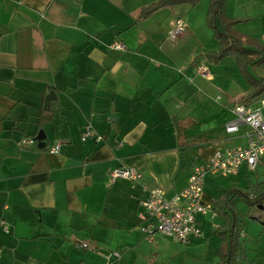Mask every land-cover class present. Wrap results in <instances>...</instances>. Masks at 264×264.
Here are the masks:
<instances>
[{
  "label": "crops",
  "instance_id": "crops-1",
  "mask_svg": "<svg viewBox=\"0 0 264 264\" xmlns=\"http://www.w3.org/2000/svg\"><path fill=\"white\" fill-rule=\"evenodd\" d=\"M157 1L0 0V222L8 229L0 223V264H158L168 246L153 248L159 235L150 241L138 219L148 191L160 187L171 197L194 166L248 146V125L237 133L225 127L237 106L256 111L264 97L244 85L232 59L217 58L210 3L142 18ZM251 4L264 15V0ZM177 19L187 28L172 42ZM115 41L126 50H112ZM200 63L211 80L199 75ZM88 125L95 136L83 142ZM41 131L44 148L35 140ZM25 138L36 143L22 147ZM56 145L60 153H50ZM117 168H134L141 179L111 184ZM255 171L243 164L235 175L206 181L201 202L215 216L206 227L198 216V224L219 232L216 264L229 252L218 204L230 189L264 191L258 177L248 178ZM230 200L253 222L240 234L241 264H264V206L246 204L245 214L239 196ZM112 253L119 259H108Z\"/></svg>",
  "mask_w": 264,
  "mask_h": 264
},
{
  "label": "built area",
  "instance_id": "built-area-1",
  "mask_svg": "<svg viewBox=\"0 0 264 264\" xmlns=\"http://www.w3.org/2000/svg\"><path fill=\"white\" fill-rule=\"evenodd\" d=\"M186 23L183 19H177L174 27L169 31L167 39L174 42L179 35L186 31ZM112 50L124 51L126 46L115 41L111 45ZM197 71L205 80H211L212 74L209 68L200 63ZM261 109L252 111L248 106L241 104L236 107V119L226 125L227 133L239 132L241 124L248 125L251 131L248 133V146L226 151H218L215 156L193 167L187 186L180 192L169 197L167 192L156 187L148 191V195L141 202V212L138 215L139 225L143 234L150 241L155 236H163L188 244L194 238H200L203 234L198 224V216L213 214L210 204L201 202L205 191L206 181L209 176L228 178L235 175L239 168L246 164L249 170L255 171L259 161L264 157V98L260 100ZM95 136L91 126L84 127L82 141L85 142ZM33 139L25 138L20 144L22 147L34 145ZM60 145L50 149V153L59 154ZM110 182L114 184L120 180L137 183L141 174L134 168H117L110 172ZM215 216V213H214ZM4 231L8 232L7 225L2 220ZM78 248L87 249L88 245L81 243ZM119 253H112L108 259H119Z\"/></svg>",
  "mask_w": 264,
  "mask_h": 264
},
{
  "label": "rangeland",
  "instance_id": "rangeland-1",
  "mask_svg": "<svg viewBox=\"0 0 264 264\" xmlns=\"http://www.w3.org/2000/svg\"><path fill=\"white\" fill-rule=\"evenodd\" d=\"M206 1L209 2V0ZM252 1L255 0H227L225 12H227L228 9L231 13V15H229L238 19L234 23H231V21L226 18V25H224V23L220 24L222 22H219L218 25L220 26L219 29L223 33H230L236 38V40L240 41L241 45L244 46L246 50L249 49L257 51V54H254L253 57L254 61L260 60L261 58L260 63L256 64V62H254L253 65L251 64L249 66L248 73L251 77H253V79L250 78V80L255 85L264 87V15L262 16L258 9L254 8V4L249 6ZM226 59H230L228 61H231L232 59V65H236V67L238 66L236 58L227 57ZM243 59L247 60L248 56H244ZM239 70L243 75L240 67ZM242 80L247 88H251V91L252 89L253 91L256 90L255 87H252L253 85L249 83L248 78H244ZM257 82H259V84ZM259 97H264V89L261 91ZM259 106L260 104L258 102L254 105L255 109L259 108ZM261 159L263 161L262 166L259 165L255 172L249 173L248 178L251 179L252 182L256 177H258L259 183L264 182V157ZM239 199L241 200V203H244L241 204L239 209L242 208V211L246 214L248 210H246L247 207L246 202L244 201L245 199L241 197H239ZM210 218V214L202 217V222H204L205 225L204 227L211 225V223H208L211 221ZM246 218V215H244L242 219L240 218V227L242 230L243 228L246 229L247 223L249 225L253 223L250 221V218ZM218 234L219 232H215L214 228L212 230L211 228H205L203 229V237L201 236V240H192V242H190L192 244L189 243L187 245L178 243L173 239H167V237L163 238L162 236H158L154 242L155 244L152 243L151 246L156 248L158 243H164L168 246V252H166V254L164 253L163 255V252L161 251L158 264H216L218 259L216 252L219 249L218 246L220 243Z\"/></svg>",
  "mask_w": 264,
  "mask_h": 264
},
{
  "label": "trees",
  "instance_id": "trees-1",
  "mask_svg": "<svg viewBox=\"0 0 264 264\" xmlns=\"http://www.w3.org/2000/svg\"><path fill=\"white\" fill-rule=\"evenodd\" d=\"M204 0H158L156 3L152 4L150 7L143 10L141 13L142 18L149 17L151 14L156 12L157 10L166 7V6H174V5H190L191 7L197 6ZM210 7L208 11V19L207 23L209 28L213 32V38L218 41L220 46V54L217 57L218 59L227 58V57H234L236 58V62L239 67L242 69V72L246 78L249 79V83L252 84V87L260 88V91L256 92V96H259L261 91H263L264 87L259 85H255L251 80V77L248 73V68L254 62L256 64L260 63V60L254 61V54H257L256 50H249L245 49L244 46L241 45V42L236 40L234 36L230 33H223L219 29V22L220 24L226 25V16H225V7L227 0H209ZM232 21L231 23H234ZM225 29V28H224ZM248 56L247 60H244L243 57ZM259 84V82H257ZM50 112V117L45 120L43 123L52 121L53 112ZM42 124L40 126L43 128ZM36 140V139H35ZM252 193H243L242 191L236 189H230L229 191L225 192L221 197V201L219 202V210L221 212L222 217L226 220L225 230L222 233L223 241L228 242L229 252L223 256L224 264H241L242 261L245 260L244 252L242 250V246L240 243V234L242 229L240 227L242 217L244 215L237 210L236 205L230 200L231 196H239L246 202L249 208L255 209L259 206H264V191H260L257 195ZM233 223H235V228L233 229Z\"/></svg>",
  "mask_w": 264,
  "mask_h": 264
},
{
  "label": "water",
  "instance_id": "water-1",
  "mask_svg": "<svg viewBox=\"0 0 264 264\" xmlns=\"http://www.w3.org/2000/svg\"><path fill=\"white\" fill-rule=\"evenodd\" d=\"M54 99V97H48L47 100H46V107H49V104L51 103V101ZM45 135H44V132L41 131L38 135V137L36 138V141L38 142V147L39 148H44L46 146V143H45ZM235 228V223L233 225V229Z\"/></svg>",
  "mask_w": 264,
  "mask_h": 264
}]
</instances>
